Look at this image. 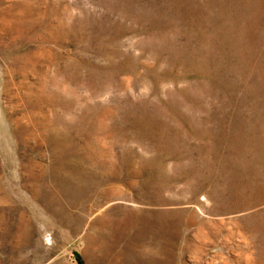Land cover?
<instances>
[{"label": "rangeland", "instance_id": "obj_1", "mask_svg": "<svg viewBox=\"0 0 264 264\" xmlns=\"http://www.w3.org/2000/svg\"><path fill=\"white\" fill-rule=\"evenodd\" d=\"M0 264H264V0H0Z\"/></svg>", "mask_w": 264, "mask_h": 264}]
</instances>
